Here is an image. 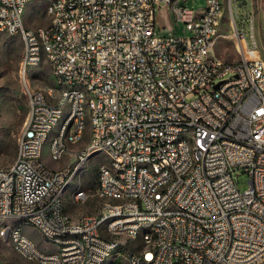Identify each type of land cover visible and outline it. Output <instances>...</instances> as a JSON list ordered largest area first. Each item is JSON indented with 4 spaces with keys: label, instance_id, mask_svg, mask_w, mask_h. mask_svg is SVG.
<instances>
[{
    "label": "built area",
    "instance_id": "2783aa9c",
    "mask_svg": "<svg viewBox=\"0 0 264 264\" xmlns=\"http://www.w3.org/2000/svg\"><path fill=\"white\" fill-rule=\"evenodd\" d=\"M228 6L237 61L214 53L222 0H203L201 6L190 0H59L45 13L47 25L30 30H23V0H0V14H5L0 28L30 39L29 64H21L18 75L30 114H35L30 134L20 130L17 135L20 155L12 169H0V215L26 213L56 240L61 231L82 230V237L63 241L58 256L34 251L9 228L16 245L59 264H99L111 245H119L117 255L127 256L130 264L144 259L152 264H255L264 259V61L250 11L246 38L235 25L231 0ZM70 7H77V15H70ZM168 17L179 24V32L162 23ZM43 61L53 62L58 82L79 81L97 94L93 110L99 133L71 161H85L91 147L105 145L115 154V165L131 162V170H123L127 184L116 185L104 172L95 190L137 194L128 207L89 213L78 222L56 215V186L66 177L67 164L56 171L41 165V134L62 101L73 100L68 122H74L72 137L80 136L81 101L88 100L51 89L48 94L29 91L25 68ZM42 96H51V104H43ZM188 132L198 135L197 168H190L186 143H175L177 134ZM51 152L64 157L59 137ZM142 162L154 163L157 175L145 172ZM237 171L248 176L242 191ZM155 184H162V192L149 199ZM167 209H186V216L168 217ZM118 210L126 211V219L111 224L119 239L105 240L95 233L98 217ZM146 219L156 220L146 237L158 238V246L131 253L127 243H120L121 233ZM0 264L8 261L0 258Z\"/></svg>",
    "mask_w": 264,
    "mask_h": 264
},
{
    "label": "bare ground",
    "instance_id": "6f19581e",
    "mask_svg": "<svg viewBox=\"0 0 264 264\" xmlns=\"http://www.w3.org/2000/svg\"><path fill=\"white\" fill-rule=\"evenodd\" d=\"M34 0H23V6H27L29 2ZM53 2H59V0H48L45 6V12L47 13ZM223 5V0H222ZM23 11V30H30L31 28L25 25L24 22V12ZM70 15H77V7H70ZM5 25V14H0V27ZM1 31H5L10 35H17L22 41V54L21 60L19 62V74H21V64H29V46L30 39L25 37L24 34L19 31L8 32V28H0ZM52 71V75L56 82V89L54 91H64L65 94H81V127L80 136L72 137L74 130V122H68L70 118L73 117V100L62 101L61 110L55 114V116L50 119L49 126L41 134V144L38 146V158L41 159V165L47 167L42 161V151L44 142L49 137V155L53 160H59L62 157H56L51 152L53 149V142L57 137H59V147L60 155L64 156L66 153H72L76 157V154L80 152L81 147L75 148L74 144L82 142L85 130L86 121L89 122V133L87 140L83 146H88L93 144V137L99 133V123L95 121V113L93 107H98L97 94H91V88L87 85H80L79 81L71 82H58L54 74V64L53 62H48ZM37 66H29L25 68L26 81H29V76L34 71ZM29 91H37L39 94H48V90H42L39 88H34L29 84ZM43 104H51V96H42ZM35 123V114H30V108H28L26 119L23 123L21 130L23 134H30L32 126ZM56 126V129L52 135L50 132ZM175 143H186V158L190 162V168H197L200 166V158L197 155L198 151V135L195 132H188V134H177L175 136ZM103 151L107 155V161L99 163L97 166V178H96V189L97 185H102L104 181V172L107 175H111V180L115 181L116 185L127 184V176L123 173V170H131V162H123L122 165H115V154L107 149L105 145H95L91 147L89 153L86 154L85 161H74L72 166H67L66 177H63L61 181L56 186L55 199H56V215L63 218L64 222H78L82 219H86L87 215H82L79 219H74L68 213L64 212L63 194L68 186L69 181L72 176L79 172L84 166L87 158L97 152ZM20 155V145H16L15 158ZM59 168V169H63ZM0 169H12V163L0 166ZM142 169L148 172L149 175H157V167L154 163L142 162ZM49 171H56V169H50ZM160 192H162V184H155V190L149 192V199H156L160 197ZM80 193H84L77 200ZM96 195L101 199V203L98 208L97 213H103V211L112 209H122L128 207V204H132V201H137V194H130V197H126L123 193H114L113 190H101L95 191ZM87 198V191L84 189H79L72 194V202H83ZM168 217H181L186 216V209H167ZM12 219L14 223H9L7 220ZM126 219V211L118 210L113 211L108 214H103L98 217L97 225L95 226V233L102 234L105 240H116L119 239V232L111 227L112 223H117L121 220ZM30 225L36 228L44 240L51 242L55 247L53 251H44L39 249L34 241L28 237L22 229V226ZM156 227L155 219H146L143 221H137L135 229L132 232L121 233L120 243H127L128 250L131 253L139 252H151V249L158 246V238L146 237V234H153V228ZM11 228L12 231H19L21 237L34 247V251H43L45 255L58 256L59 250L63 249V241H68L71 238L82 237V230H70L61 231V240H56L49 238L44 235V231L37 224V220L32 218H26V213H14V214H1L0 215V237L5 240H9L13 249L27 262H37L38 264H59L49 257H38L36 255L28 254V252L23 251L22 245H16V239L12 235H8L7 230ZM137 247V249H134ZM119 245H111L109 249V255L99 258V264H130V259L127 256H119ZM8 264H16L14 262L8 261ZM143 264H152V259H144Z\"/></svg>",
    "mask_w": 264,
    "mask_h": 264
},
{
    "label": "rangeland",
    "instance_id": "374dc122",
    "mask_svg": "<svg viewBox=\"0 0 264 264\" xmlns=\"http://www.w3.org/2000/svg\"><path fill=\"white\" fill-rule=\"evenodd\" d=\"M48 0H34L27 4L24 12L25 25L34 28L47 25L48 19L45 6ZM191 4L201 6L203 0H190ZM230 0H223V20L220 26L221 36L217 39L214 53L227 61H237L238 55L234 47L233 39L229 36L231 30L228 22ZM234 22L238 30H242L246 38L250 37V22L246 17L250 11L254 19L255 34L258 39V53L264 61V0H231ZM162 13V12H160ZM243 16L246 17L243 20ZM167 29L179 32V24L176 20L168 17L163 21ZM22 54V41L17 35H10L0 30V166H5L13 162L16 154V138L21 130L28 112V98L24 92L23 85L19 78V62ZM32 87L42 90H55L56 82L52 75L49 63L43 61L34 68L29 76ZM56 126H53L50 135L54 133ZM89 133V122L86 121L84 137L87 140ZM80 142L79 145H82ZM85 144V143H84ZM76 148V146H74ZM49 137L44 142L42 151V161L50 169H59L72 166L76 158L72 153H66L59 160H53L49 155ZM107 161L105 152L100 151L90 155L80 171L74 174L63 194L64 208L74 219H79L82 215L97 213L101 199L96 195L97 166L101 162ZM239 172V171H237ZM240 191L248 186V176L239 172L236 178ZM79 189L87 191V198L83 202H72V194ZM66 211V212H67ZM14 223L12 219L7 220ZM23 232L30 237L35 245L46 252L53 251L55 247L51 242L43 239L39 231L30 226H22ZM137 249V247H134ZM119 250V249H118ZM0 258L16 264H38L37 262H27L11 246L9 240L0 237ZM255 264H264V259Z\"/></svg>",
    "mask_w": 264,
    "mask_h": 264
},
{
    "label": "crops",
    "instance_id": "0c3cea01",
    "mask_svg": "<svg viewBox=\"0 0 264 264\" xmlns=\"http://www.w3.org/2000/svg\"><path fill=\"white\" fill-rule=\"evenodd\" d=\"M25 22V21H24ZM83 142V144L82 145H79L80 143H77V144H74L73 145V147L74 146H76V148H78V147H81V146H83L84 145V143H85V141H82ZM63 203H64V201H63ZM63 209H64V212H66L67 210L63 207ZM66 213H68V211L66 212ZM70 215V214H69ZM71 216V215H70Z\"/></svg>",
    "mask_w": 264,
    "mask_h": 264
}]
</instances>
